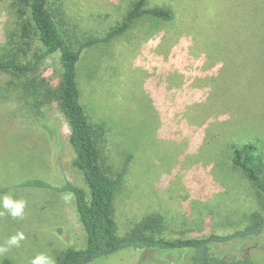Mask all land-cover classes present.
<instances>
[{
  "label": "rangeland",
  "instance_id": "374dc122",
  "mask_svg": "<svg viewBox=\"0 0 264 264\" xmlns=\"http://www.w3.org/2000/svg\"><path fill=\"white\" fill-rule=\"evenodd\" d=\"M164 2L175 9L174 21L140 19L111 41L86 49L78 67L82 102L97 134L102 165L112 177L126 169L116 198L117 232L124 236L153 214L163 217L161 235L169 238L187 227L205 234L213 226L228 232L242 229L253 222L254 212L264 217L257 191L233 167L230 152L231 144L247 141L259 142L264 150V0H152L151 5ZM10 3L0 0V49L8 40ZM52 3L63 11L65 37L78 48L107 36L122 21L129 0ZM60 69L55 55L45 60L41 73L56 85ZM20 104L0 98V134L19 138L6 159L0 156V184L9 186L23 175L54 184L66 178L89 193L83 174L72 164L69 122L59 104H48L37 119L18 116ZM19 191L9 196L26 201L25 220L19 223L0 208V246L17 232L26 238L0 254V264L5 257L31 264L41 254L56 264V253L66 245L86 246V231L70 194ZM49 229L59 231L61 239ZM216 251L264 264V233L218 244ZM186 260L183 252L123 249L89 264Z\"/></svg>",
  "mask_w": 264,
  "mask_h": 264
},
{
  "label": "trees",
  "instance_id": "16d2710c",
  "mask_svg": "<svg viewBox=\"0 0 264 264\" xmlns=\"http://www.w3.org/2000/svg\"><path fill=\"white\" fill-rule=\"evenodd\" d=\"M151 1L129 0L122 21L107 36L86 40L78 48H74L62 31L65 24L63 11L59 6L54 8L52 0H11L12 18L8 26V40L0 49V98L19 100L21 104L15 111L18 116L29 119H37L43 113V108L53 101L59 104L69 122V141L75 152L72 164L83 174L89 193L66 178L64 182L54 184L44 178L23 175L18 182L9 186L0 184V194L9 195L13 190L20 192V189H40L50 190L54 194H70L73 197L86 231V246L66 245L59 254L56 253V264H89L97 258L123 249L183 252L187 256L185 264H259L249 256L229 258L216 251L218 244L245 240L264 233V217L258 212L252 214L251 224L232 232L224 227L213 226L205 234L187 227L169 238L161 235L164 222L163 217L158 214L134 223L129 233L124 236L117 232L115 205L126 169L112 177L102 165L97 134L82 102L78 67L86 49L111 41L140 19L150 16L163 22L174 21L176 11L170 3L151 5ZM262 9L260 14L264 18V8ZM260 37L264 44V29L260 32ZM55 55L58 56L61 68L56 85L41 73L45 60ZM45 127L47 133L52 134L50 127ZM18 142L19 138L10 139L5 132L0 134V144L6 143V148L0 147V156L6 159L15 150L13 143L17 145ZM230 152L233 167L240 170L254 187L264 206L263 146L257 141L233 143ZM15 154L13 152L9 160L14 159ZM38 161H43L41 156ZM5 163L8 166L9 162ZM6 172L12 175L8 167ZM16 219L19 222L25 220V217ZM49 230L57 235L56 238L61 239L59 231ZM1 264L16 263L5 257Z\"/></svg>",
  "mask_w": 264,
  "mask_h": 264
},
{
  "label": "clouds",
  "instance_id": "9594fccd",
  "mask_svg": "<svg viewBox=\"0 0 264 264\" xmlns=\"http://www.w3.org/2000/svg\"><path fill=\"white\" fill-rule=\"evenodd\" d=\"M26 207V201L23 199H15L12 196L7 194L0 196V208L6 211L13 218H23L24 209ZM4 212L0 211V215H3ZM26 237L23 232H17L14 235L10 236L6 241V246H0V254L8 251L9 247H19L20 242ZM31 264H54L52 258L46 255H39L35 257Z\"/></svg>",
  "mask_w": 264,
  "mask_h": 264
}]
</instances>
